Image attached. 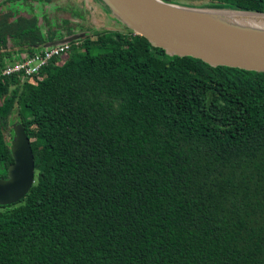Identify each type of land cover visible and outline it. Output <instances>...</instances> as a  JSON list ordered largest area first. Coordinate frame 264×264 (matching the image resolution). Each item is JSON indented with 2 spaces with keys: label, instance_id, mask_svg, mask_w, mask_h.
Listing matches in <instances>:
<instances>
[{
  "label": "trees",
  "instance_id": "1",
  "mask_svg": "<svg viewBox=\"0 0 264 264\" xmlns=\"http://www.w3.org/2000/svg\"><path fill=\"white\" fill-rule=\"evenodd\" d=\"M14 1H0V71L79 45L32 78L0 75V178L14 123L33 156L27 194L0 206V264H264V72ZM159 1L264 14V0Z\"/></svg>",
  "mask_w": 264,
  "mask_h": 264
},
{
  "label": "water",
  "instance_id": "2",
  "mask_svg": "<svg viewBox=\"0 0 264 264\" xmlns=\"http://www.w3.org/2000/svg\"><path fill=\"white\" fill-rule=\"evenodd\" d=\"M100 1L133 34L167 54L192 57L211 67L264 72L263 32L220 26L193 13L194 8L159 0ZM75 40L77 37L73 36L65 42ZM12 133L9 145L12 162L6 168V178H0V206L17 203L33 183V156L27 135L20 124L12 127Z\"/></svg>",
  "mask_w": 264,
  "mask_h": 264
},
{
  "label": "rangeland",
  "instance_id": "3",
  "mask_svg": "<svg viewBox=\"0 0 264 264\" xmlns=\"http://www.w3.org/2000/svg\"><path fill=\"white\" fill-rule=\"evenodd\" d=\"M201 2V4H203L201 9L219 8L218 6H211L213 4ZM28 5L32 8L31 12L28 10ZM58 5L63 6L65 10H67L64 14L65 16L70 15V10L79 13L81 15L80 19L75 17L74 21L82 23L84 31L89 35L94 31L106 30L109 32L129 34V37H131L130 30L113 16L100 0H51L49 4H45L40 0H30L26 3L22 0H15L9 4V7L16 10V12L21 15L29 16L33 14L40 18L42 14L51 17L54 10L52 7ZM224 9L234 11L229 8ZM108 37L110 38L113 36L109 35ZM90 50L93 51L94 49ZM32 134L31 132L30 135Z\"/></svg>",
  "mask_w": 264,
  "mask_h": 264
},
{
  "label": "bare ground",
  "instance_id": "4",
  "mask_svg": "<svg viewBox=\"0 0 264 264\" xmlns=\"http://www.w3.org/2000/svg\"><path fill=\"white\" fill-rule=\"evenodd\" d=\"M214 9L191 11L207 21L229 28L252 30L264 33V16Z\"/></svg>",
  "mask_w": 264,
  "mask_h": 264
},
{
  "label": "built area",
  "instance_id": "5",
  "mask_svg": "<svg viewBox=\"0 0 264 264\" xmlns=\"http://www.w3.org/2000/svg\"><path fill=\"white\" fill-rule=\"evenodd\" d=\"M73 45H79V41H73ZM71 48V42H64L60 45H55L49 49H44L42 55H33L29 59H23L21 62L6 64L0 71L1 76H9L21 74L22 80L29 79L37 75L39 69L43 67L47 61L53 57H59L61 54H66Z\"/></svg>",
  "mask_w": 264,
  "mask_h": 264
},
{
  "label": "flooded vegetation",
  "instance_id": "6",
  "mask_svg": "<svg viewBox=\"0 0 264 264\" xmlns=\"http://www.w3.org/2000/svg\"><path fill=\"white\" fill-rule=\"evenodd\" d=\"M16 124H19V123H14L13 125H11V127H13L14 125H16ZM12 130V129H11ZM24 132H25V130H24ZM12 137H13V133H12V131H11V137L9 138L8 136H4L3 137V139L8 143V149H9V145H10V141H11V139H12ZM28 138V137H27ZM28 140H30L29 138H28ZM30 145V144H29ZM9 155H10V153H9ZM6 172V171H5ZM5 175H6V173H5ZM6 178V176L5 177H3V178H1V179H5Z\"/></svg>",
  "mask_w": 264,
  "mask_h": 264
}]
</instances>
